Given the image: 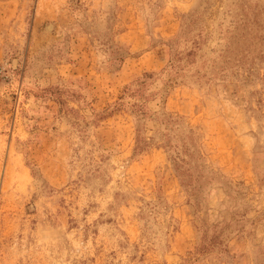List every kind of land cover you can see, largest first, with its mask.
<instances>
[{"label": "rangeland", "instance_id": "obj_1", "mask_svg": "<svg viewBox=\"0 0 264 264\" xmlns=\"http://www.w3.org/2000/svg\"><path fill=\"white\" fill-rule=\"evenodd\" d=\"M0 264H264V0H0Z\"/></svg>", "mask_w": 264, "mask_h": 264}]
</instances>
